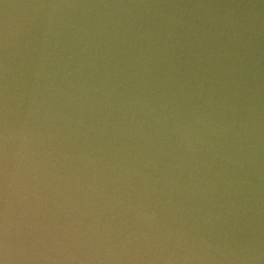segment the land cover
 Masks as SVG:
<instances>
[{
    "label": "water",
    "instance_id": "95a60500",
    "mask_svg": "<svg viewBox=\"0 0 264 264\" xmlns=\"http://www.w3.org/2000/svg\"><path fill=\"white\" fill-rule=\"evenodd\" d=\"M0 264H264V0H0Z\"/></svg>",
    "mask_w": 264,
    "mask_h": 264
}]
</instances>
